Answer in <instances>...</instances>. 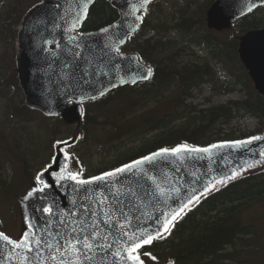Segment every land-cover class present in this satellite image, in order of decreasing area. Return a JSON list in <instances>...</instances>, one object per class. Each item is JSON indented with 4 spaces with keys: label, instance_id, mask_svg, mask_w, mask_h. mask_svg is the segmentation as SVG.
<instances>
[{
    "label": "trees",
    "instance_id": "trees-1",
    "mask_svg": "<svg viewBox=\"0 0 264 264\" xmlns=\"http://www.w3.org/2000/svg\"><path fill=\"white\" fill-rule=\"evenodd\" d=\"M22 1L14 0L4 13L3 22L12 20L19 26L22 16L18 15V6ZM161 3L152 4L149 11L160 9ZM212 3L213 0H187L178 19L174 16L168 22L171 25L162 20L154 25L149 15L145 16L139 32L129 39L121 52L137 53L154 67L152 77L147 83L118 89L85 104L81 123L83 137L74 150L90 140L112 160L103 167L83 172V178L113 170L163 147L172 148L179 144L205 147L216 142L247 138L252 134L242 133L237 137L226 133L234 121L246 117L264 124V97L254 90L237 53L240 36L264 27V7L239 20L231 31L225 32L227 37L221 39L205 27L206 11ZM117 18V11L110 3L97 1L80 31L98 30ZM196 50L205 54L206 59L199 60ZM218 69L226 75L218 78ZM12 84L21 91L16 74ZM205 87L224 95L241 87L240 91L245 90L244 98L225 105L199 108L191 100L196 91ZM161 103L168 104L166 112H158ZM12 116L19 122L38 118L46 120L26 108L23 100L12 110ZM46 127L51 135L50 141L40 143L36 151L31 152L33 157L39 156L41 148L52 151V144L58 136L70 133V128L60 119L53 120ZM19 131L14 130L17 149L21 146L17 137L22 138ZM3 137L0 132V142ZM91 146H86L85 151H90ZM20 153L25 157L24 152ZM24 157L16 165L26 170L29 163ZM50 158L51 154L39 170ZM19 185H22L21 179L9 180L0 165V204H3L1 200H12ZM217 188L175 224L171 235L143 249L142 254L150 251L156 257V260L149 258L151 264H250L237 257L241 247H252L251 242L257 234L256 225L244 224L241 216L253 205L264 206V168L249 170Z\"/></svg>",
    "mask_w": 264,
    "mask_h": 264
},
{
    "label": "water",
    "instance_id": "water-1",
    "mask_svg": "<svg viewBox=\"0 0 264 264\" xmlns=\"http://www.w3.org/2000/svg\"><path fill=\"white\" fill-rule=\"evenodd\" d=\"M97 1L94 0V3ZM105 1L110 2L119 17L113 24L104 27L110 29L107 34H102L101 29L82 33L78 41L80 44L78 57L75 55L77 49L69 42L68 34L63 30L67 26L65 18L70 17L71 11L75 9L73 0H43L29 9L21 20L17 34L16 72L24 96V105L47 118H58L66 125H76L71 137L63 140L67 143L59 144L58 147L57 143L60 141L53 144V157L45 166L46 168L52 165L44 176L45 181L50 185L46 193L39 199H25L27 193L34 187L33 184L26 194L17 198L25 231L28 223H32L37 226L35 228L37 234H42V227L48 217L39 209L48 205H53V229L60 227L59 221L55 218L58 215L57 206L60 210L68 211L72 207L70 202L77 198V194L72 191L73 186L66 182H57L55 174L59 173L65 164L64 153L69 154L68 150L81 140L82 104L104 97L118 88L147 82L151 78H140L149 67L137 54L120 52L117 54L113 49L123 47L139 30L150 4L157 0H151V3L143 8L140 7L141 0ZM94 3L90 5L89 10ZM263 6L264 0H214L206 14L207 27L217 32L230 30L237 21ZM136 8L140 10L135 11ZM121 38L124 42L118 43ZM48 40L54 42L48 44L46 42ZM56 42L59 43V47ZM238 54L255 90L259 95L264 96V28L250 31L240 37ZM99 69H103L107 75L101 73ZM101 91L105 93L103 96L100 95ZM258 136L262 139L240 148L213 149L211 160L204 153L189 154L183 162L175 157H169V163L164 166L157 165L152 174L159 178L167 173L169 177L167 183L180 186L179 200H186L192 194V189L199 192L213 177L222 179L231 175L236 169L241 170L243 174L245 172L243 169L248 164H253V167L264 165V156L259 155L264 151V134ZM231 142L234 141L215 144ZM53 158L58 163L53 164ZM70 165L71 161L69 168ZM61 183L64 184L63 187L60 186ZM139 184L143 185V188H138L136 179L132 178V187L138 188L141 195H144L145 191L151 192L153 186L147 179L141 178ZM144 200H148L147 195H144ZM169 205L179 206L178 201H170ZM169 205H158L153 210L154 215H160L161 209L168 211ZM148 207L151 208V205L149 204ZM141 220L148 222V227L153 226L149 217L144 216ZM47 238L45 236V239ZM9 253L13 256L11 261L7 259ZM45 254H47L46 250ZM0 264H18L14 250L2 240H0ZM92 264H120V262L108 256L105 261L101 262L97 259Z\"/></svg>",
    "mask_w": 264,
    "mask_h": 264
},
{
    "label": "snow or ice",
    "instance_id": "snow-or-ice-1",
    "mask_svg": "<svg viewBox=\"0 0 264 264\" xmlns=\"http://www.w3.org/2000/svg\"><path fill=\"white\" fill-rule=\"evenodd\" d=\"M73 3L75 9L71 11L70 17L65 18L67 26L63 30L68 34L69 42L77 49L75 55L78 57L80 49L78 41L83 35L79 29L87 19L89 7L94 0H73ZM150 3L151 0H141L140 7L143 8ZM109 31V28L101 29L102 34H107ZM46 42L52 44L54 41ZM123 42V38L118 41V43ZM56 44L59 47V43ZM113 51L119 54L120 49L115 47ZM99 71L107 75L103 69ZM151 75L152 70L149 68L140 78L148 79ZM104 94L103 91L100 92L101 96ZM261 139L260 136H254L249 140L214 144L209 148L191 147L187 144L172 148L163 147L90 179L83 178L82 171L70 170L69 163L72 157L65 152V164L60 172L55 174V179L57 182H66L73 186L72 191L77 194V198L70 202L72 207L68 211L60 210L57 206L58 215L55 218L59 221L60 227L55 230L52 227L53 205L41 206L39 210L48 217L42 227V234H37L36 225L28 223L27 230L19 239H13L0 232V240L11 246L18 264H49V262L92 264L97 259L103 262L108 256L118 260L120 264H145L140 253L142 248L152 245L156 240L166 239L171 235L175 224L191 211L194 205L199 204L202 198L218 190L217 186H224L242 175L241 170L236 169L231 175L222 179L213 177L199 192L192 189V194L186 200H179L181 187L168 184L167 173L158 178L157 175L152 174L153 169L157 165H167L169 157H175L183 162L189 154L204 153L211 160L213 149L240 148ZM63 143L67 142L60 141L57 147ZM259 155L264 156V151ZM55 163L58 161L53 158V164ZM253 166L248 164L243 170L247 171ZM51 167L50 164L35 175L34 187L27 193L25 199H39L46 193L50 185L45 181L44 176ZM132 178L136 179L138 188H143V185L139 184L141 178L147 179L153 186L150 193L147 191L144 193L148 196L147 201L144 200V195L139 193L138 188L132 187ZM60 186L63 187L64 184L61 183ZM170 201H178L179 206H170ZM149 204L151 208L148 207ZM160 204L169 205V210L161 209L160 215H154L153 210ZM144 216L149 217L152 227H148V222L141 220ZM45 236L48 238L45 239ZM143 255L156 260L150 251H145ZM7 259L9 261L13 259L11 253L7 255Z\"/></svg>",
    "mask_w": 264,
    "mask_h": 264
},
{
    "label": "rangeland",
    "instance_id": "rangeland-1",
    "mask_svg": "<svg viewBox=\"0 0 264 264\" xmlns=\"http://www.w3.org/2000/svg\"><path fill=\"white\" fill-rule=\"evenodd\" d=\"M40 0H23L22 4L18 6V15L24 16L27 10L38 3ZM187 0H165L160 4V9L156 8L149 11L148 15L154 25L160 22H165L167 25H171L173 17L176 19L179 17V11L185 6ZM202 2V0H200ZM14 3V0H0V132L4 134V137L0 142V165L1 170L8 179H21L22 185H19L18 190L13 195L12 200L4 201L1 200L0 204V231L8 235L13 239H19L22 233L25 231L23 227L22 215L20 211L17 198L26 194L34 183V177L39 172L41 164L47 159L49 154H53L52 151H44L41 148L38 157H33L31 152L36 151L37 146L40 143L47 144L50 141L51 135L47 130L48 126L53 123L51 119H36L31 122H19L12 116V110L19 105L20 100H23L24 96L21 91H19L12 80L16 74V63L15 58L17 54V30L18 27L12 20L3 22L4 13L10 8V5ZM16 18V17H14ZM22 18V17H21ZM21 21V20H20ZM205 27L206 23H205ZM10 31L15 32V34L10 33ZM212 32V31H211ZM221 39H225L227 35L225 32L216 33ZM196 57L200 60H205L206 55L195 51ZM149 67L150 65L147 64ZM226 74L218 69V78L224 77ZM241 87L229 95L221 94V92H213L210 88H202L201 91H196L194 93V98L191 100L193 105L199 108L214 107L219 105H225L232 101L242 100L244 98V91H240ZM158 112L163 113L168 110L167 103H161L157 107ZM44 124V125H43ZM70 133L61 134L55 140H66L71 137L73 130L76 126H69ZM19 129V133L22 138L17 137L20 142V149H17L16 139L14 138V130ZM25 129V130H24ZM227 134L233 133L235 136L240 137V134H264V124L261 125L255 119L246 117L240 121H234L232 123L231 129L226 131ZM6 139L7 142L6 143ZM93 141H88L87 144H83L78 150H73L71 152L72 161L71 169L72 171H82L88 172L91 168L97 169L103 167V165L111 162L112 158L102 152L97 144H93ZM92 145V146H91ZM86 146H91L90 151H85ZM24 152L25 157L20 153ZM14 151V153H12ZM24 157L28 164L26 170L22 169L21 165H16L19 163V159ZM35 159V160H33ZM51 159V158H50ZM15 162V163H14ZM27 172V173H26ZM20 187V188H19ZM12 192H15L13 190ZM242 222L246 225L255 224L257 234L252 240V247L245 248L241 247L240 253L238 255L239 260L247 261L250 264H261L264 263V206L263 205H253L246 209L242 213ZM147 264H151L149 257L142 256ZM155 264H171L170 262H159Z\"/></svg>",
    "mask_w": 264,
    "mask_h": 264
}]
</instances>
